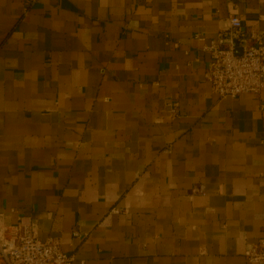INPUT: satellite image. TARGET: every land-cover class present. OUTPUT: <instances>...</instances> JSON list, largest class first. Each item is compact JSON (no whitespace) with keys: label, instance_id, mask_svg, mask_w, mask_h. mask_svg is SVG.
<instances>
[{"label":"crops","instance_id":"crops-1","mask_svg":"<svg viewBox=\"0 0 264 264\" xmlns=\"http://www.w3.org/2000/svg\"><path fill=\"white\" fill-rule=\"evenodd\" d=\"M232 15L264 33V0H0L2 225L75 264H256L264 87L205 76Z\"/></svg>","mask_w":264,"mask_h":264},{"label":"built area","instance_id":"built-area-1","mask_svg":"<svg viewBox=\"0 0 264 264\" xmlns=\"http://www.w3.org/2000/svg\"><path fill=\"white\" fill-rule=\"evenodd\" d=\"M229 20L230 28L205 48L212 59L206 79L219 96L260 94L264 87V33L243 31V21L237 15ZM234 40H238L241 54L236 53ZM261 108L264 110V104ZM3 215L0 212V264H75L76 256L63 250L58 237H38L33 216L22 215L15 225L3 226ZM78 234L74 230V235ZM246 256L251 262L264 264V229Z\"/></svg>","mask_w":264,"mask_h":264},{"label":"water","instance_id":"water-1","mask_svg":"<svg viewBox=\"0 0 264 264\" xmlns=\"http://www.w3.org/2000/svg\"><path fill=\"white\" fill-rule=\"evenodd\" d=\"M233 43H234V47H235L236 53L237 54H241L242 53V48L239 46L238 40H234Z\"/></svg>","mask_w":264,"mask_h":264}]
</instances>
